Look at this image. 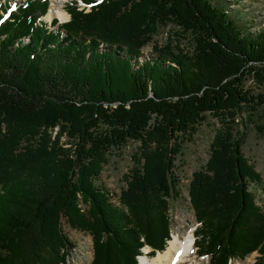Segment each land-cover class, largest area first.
Returning a JSON list of instances; mask_svg holds the SVG:
<instances>
[{"label":"trees","instance_id":"1","mask_svg":"<svg viewBox=\"0 0 264 264\" xmlns=\"http://www.w3.org/2000/svg\"><path fill=\"white\" fill-rule=\"evenodd\" d=\"M84 1L87 11L71 1L69 19L51 28L40 19L49 0L14 11L4 1L0 264H67L74 244L62 219L91 235V264H137L144 246L164 250L175 160L207 115L219 127L189 183L198 253L228 264L256 251L254 264H264V212L249 187L261 175L239 128L264 106L245 87L250 77L264 84V28L240 22L235 0ZM169 23L191 36L192 50L166 43L143 54ZM255 127L264 134V122ZM129 140L139 152L123 176V210L96 180L109 150Z\"/></svg>","mask_w":264,"mask_h":264},{"label":"rangeland","instance_id":"2","mask_svg":"<svg viewBox=\"0 0 264 264\" xmlns=\"http://www.w3.org/2000/svg\"><path fill=\"white\" fill-rule=\"evenodd\" d=\"M3 1L4 0H0L1 8L3 7ZM23 1L24 0H7L8 3L15 5V8ZM71 1H76L79 8H84L85 11L90 7V4L84 0H66L62 4V8L65 12L66 5ZM235 1H239L241 4L235 9L238 11L237 16L240 22L249 25L247 22L255 18L250 28L252 30L264 28V0ZM236 11H234L233 14H236ZM0 14H2L1 10ZM67 15L68 17L62 20L59 18L53 19H57L56 21L58 23H64L69 19V14L67 13ZM40 19L46 23L47 27H52V23L49 22L45 16ZM53 19L52 22L54 21ZM166 43L172 44L173 49L178 46L185 52L192 50L191 36L181 32L174 24L169 23L164 26H159L157 33L152 37L151 41L141 49V52L143 54L151 52L154 45L158 48L163 47ZM245 87L254 95L258 94L264 96V84L257 82L251 77L245 81ZM263 122L264 106L259 107L258 111L254 113L253 116L244 113L239 120V128L244 132L242 152L254 166L255 170L261 175V181L258 183H250L249 187L255 195L257 204L264 212V134H261L255 127L256 123L261 124ZM218 127L219 123L217 120L211 115H207L206 120L202 121L197 126V131L193 134L192 139L182 144L181 152L176 157L173 171L178 179L176 187L177 194L168 196L165 199L167 204L166 213L169 215L171 223L170 237L172 236V232L177 231L182 233L190 229L193 232L198 226L189 200V183L192 179L193 172L204 167L210 154V144ZM62 141L65 142L66 138L63 137ZM138 146L139 142L129 140L123 146L112 147L107 155V163L104 165L99 178L96 180V184L102 186L109 194L111 204L119 209L124 210V206L120 201V192L125 189L126 186L123 176L128 174L131 168L136 165L133 156L138 155ZM82 207L85 209L84 205ZM61 225L69 240L74 244V247L69 249L67 264H91L93 258V239L91 235L72 228L64 219L61 220ZM144 250L145 247L140 249L137 264L139 262V257L144 254ZM191 250H193L194 253L196 248ZM161 251L164 250H155L151 253L148 252V256L156 255L157 252ZM258 254L259 253L254 251L244 259L234 258L230 260L228 264L231 262L235 264H254ZM194 256L199 264H208L207 256H196L195 254Z\"/></svg>","mask_w":264,"mask_h":264},{"label":"bare ground","instance_id":"3","mask_svg":"<svg viewBox=\"0 0 264 264\" xmlns=\"http://www.w3.org/2000/svg\"><path fill=\"white\" fill-rule=\"evenodd\" d=\"M66 0H51L49 10L44 15L48 21L53 18L65 19L68 17L63 10L62 4ZM43 16V17H44ZM193 239L192 230L186 232H172L164 251L157 252L156 255L148 256L150 249L145 246L144 254L139 257L138 264H199L190 246ZM229 264H235L233 262Z\"/></svg>","mask_w":264,"mask_h":264}]
</instances>
